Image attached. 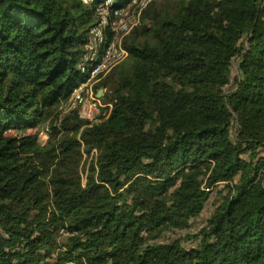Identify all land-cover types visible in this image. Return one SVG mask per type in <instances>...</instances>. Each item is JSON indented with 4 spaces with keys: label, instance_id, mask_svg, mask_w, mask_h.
Here are the masks:
<instances>
[{
    "label": "trees",
    "instance_id": "trees-1",
    "mask_svg": "<svg viewBox=\"0 0 264 264\" xmlns=\"http://www.w3.org/2000/svg\"><path fill=\"white\" fill-rule=\"evenodd\" d=\"M105 1L0 0V264H264V0L150 4L90 124L66 110ZM221 184L196 246L157 242Z\"/></svg>",
    "mask_w": 264,
    "mask_h": 264
},
{
    "label": "built area",
    "instance_id": "built-area-1",
    "mask_svg": "<svg viewBox=\"0 0 264 264\" xmlns=\"http://www.w3.org/2000/svg\"><path fill=\"white\" fill-rule=\"evenodd\" d=\"M157 1L159 0H130L117 6L115 0H106L99 6V23L88 34L80 64L81 73L86 80L74 89L66 111L78 110L80 118L90 124L106 119L104 108H110L111 113L112 104L103 103L106 90L99 97L101 89L96 86L103 77L128 58L129 52L124 45L126 37L141 25L144 10ZM83 2L90 4L93 0Z\"/></svg>",
    "mask_w": 264,
    "mask_h": 264
},
{
    "label": "rangeland",
    "instance_id": "rangeland-1",
    "mask_svg": "<svg viewBox=\"0 0 264 264\" xmlns=\"http://www.w3.org/2000/svg\"><path fill=\"white\" fill-rule=\"evenodd\" d=\"M151 23H152L151 20L148 19L147 24H151ZM235 75H236V69L234 68L233 77H235ZM105 77H103V78H105ZM101 88H103V87H100L99 89H101ZM103 103L107 104L106 101H104V100H103ZM103 112L108 117V115L110 113V108H104ZM36 133L39 136V142L42 145L46 144L48 141V132L46 131V129H39L38 131L37 130H31V131H26V132H15V131H13L10 134H8L7 136L32 135V134H36ZM93 154H92V157H95ZM84 157H85L84 159H87V156H84ZM92 157L87 159L86 162H84V164H82L83 169L81 172H82V177L84 180L87 176V162L89 165L90 161L93 159ZM222 190H224L223 184L218 185L213 190L212 195H211L209 201L207 202L203 212L200 214V216L198 218L192 220L190 228L183 229V230L165 232L157 239V242L168 243V242H171L174 240L181 239L183 241V244H185L189 248L196 246L197 243L195 241L191 240V238H193L194 235H196L204 227V225L207 223L210 216L214 213V211L219 206L220 191H222ZM226 192L227 191H224V194H226Z\"/></svg>",
    "mask_w": 264,
    "mask_h": 264
},
{
    "label": "water",
    "instance_id": "water-1",
    "mask_svg": "<svg viewBox=\"0 0 264 264\" xmlns=\"http://www.w3.org/2000/svg\"><path fill=\"white\" fill-rule=\"evenodd\" d=\"M103 90L104 88H101V90L99 91V97H101Z\"/></svg>",
    "mask_w": 264,
    "mask_h": 264
}]
</instances>
